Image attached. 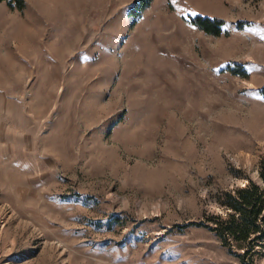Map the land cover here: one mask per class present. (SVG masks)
Segmentation results:
<instances>
[{
	"label": "rangeland",
	"instance_id": "1",
	"mask_svg": "<svg viewBox=\"0 0 264 264\" xmlns=\"http://www.w3.org/2000/svg\"><path fill=\"white\" fill-rule=\"evenodd\" d=\"M24 1L0 4V264H243L203 223L261 183L264 0Z\"/></svg>",
	"mask_w": 264,
	"mask_h": 264
},
{
	"label": "trees",
	"instance_id": "2",
	"mask_svg": "<svg viewBox=\"0 0 264 264\" xmlns=\"http://www.w3.org/2000/svg\"><path fill=\"white\" fill-rule=\"evenodd\" d=\"M152 0H137L129 15L137 17ZM10 10L21 11L24 0H0ZM188 22L206 35H225V22L217 18L189 16ZM236 26H240L239 23ZM264 96V88L261 90ZM261 183L249 181L243 188L226 191L219 197L224 214L209 215L203 225L243 264H254V257L264 251V163L260 167Z\"/></svg>",
	"mask_w": 264,
	"mask_h": 264
}]
</instances>
